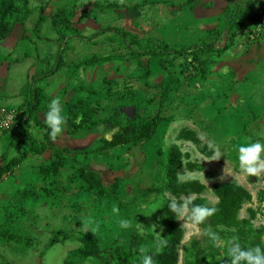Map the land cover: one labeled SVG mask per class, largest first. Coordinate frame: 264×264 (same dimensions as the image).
<instances>
[{
  "label": "rangeland",
  "instance_id": "374dc122",
  "mask_svg": "<svg viewBox=\"0 0 264 264\" xmlns=\"http://www.w3.org/2000/svg\"><path fill=\"white\" fill-rule=\"evenodd\" d=\"M240 1L230 0L231 3ZM184 3L185 0H123L122 3L121 0H31L34 13L27 23L30 38L38 39L33 27L42 10L45 20L41 35L46 38L56 37L51 26V19L56 14L65 13L77 23L82 11L89 14L82 24L77 25L79 34L88 37L109 27L122 29L127 34L124 39L115 32L105 31L94 39L83 40L66 32L69 44L65 60L69 67H64L49 81L38 83L48 93L47 107L53 98L60 99L62 115L67 119L66 103L79 87H83L96 92L94 98L100 101L98 117L104 118L115 111L118 97L124 98L130 89L140 100V114L154 116L160 105L161 87L173 74L172 97L164 108L170 123L163 124L155 138L141 146H122L102 152L97 147L99 140L110 137L108 125L100 123L92 131L67 135L65 124L56 144L72 151L59 176L67 191L54 197L43 193L52 181L40 172V168L47 165L51 152L31 155L0 180V224L8 215L12 230L33 238L31 247L0 238V264H65L69 252L81 246L80 238L87 232L98 237L103 254L100 259L90 258L79 264H114L117 252H128L136 242L160 250L166 246L167 234L160 213L163 204L173 200L183 203L200 197L208 205H215L218 198L213 186L221 182H236L252 194V201L240 212V218L249 219L250 210L255 211L249 225L252 232L248 233L249 227L246 226L240 230L203 229L186 216H178L177 224L184 230L178 249L179 264H185V248L193 240L199 242L200 256L205 260L227 256L233 243L247 247L264 246V173L256 177L245 175L238 159L240 146L257 141L264 144V0L258 5L260 21L247 25L230 50L223 55H203V60L210 62L206 78L196 76L199 73L192 66L184 70L182 58L167 64L165 59L155 57L148 66L146 61L142 66L130 55L132 49L168 46L178 50L203 39L212 41L214 38L208 36V30L224 24L218 17L225 5L214 0H198L189 8ZM107 4L123 7H94ZM227 16L225 13L224 17ZM23 30L21 26L16 27L11 38L3 41L1 61L7 58L12 62L23 57L26 50L35 59L37 52L47 59L56 53V43L37 41L34 44L28 40L15 42L6 54L11 40L22 35ZM134 35L140 44L129 45ZM11 53L14 58H8ZM93 54L115 56L116 59L79 70L71 67L73 62ZM32 61L27 58L13 64L7 72L10 82L4 89L13 85L24 93L28 88V75L37 73L36 68H31ZM146 66L150 68L149 78L146 77ZM37 68L41 69L39 65ZM178 77L180 81L175 80ZM110 87L112 91L109 93L106 90ZM9 102L12 100H4L6 104ZM16 102L13 100L12 104ZM46 111L48 109L41 114L42 117ZM183 129L194 130L199 143L178 140ZM29 132L35 139L43 140L42 133L35 127ZM0 134L5 138L3 131L0 130ZM175 144L186 154L178 172L180 181L199 180L206 186L202 194L178 198L164 186L167 151ZM206 146L214 150L211 157L205 155ZM217 151L221 157L213 159ZM188 162H192L195 168L189 169ZM79 168L98 173L107 195L101 196L97 189H89L78 177ZM121 221H127L129 226L122 227ZM207 232L218 234L223 245L216 246ZM56 239L58 242L50 246Z\"/></svg>",
  "mask_w": 264,
  "mask_h": 264
},
{
  "label": "trees",
  "instance_id": "16d2710c",
  "mask_svg": "<svg viewBox=\"0 0 264 264\" xmlns=\"http://www.w3.org/2000/svg\"><path fill=\"white\" fill-rule=\"evenodd\" d=\"M198 0H185L184 5L192 8L194 3ZM216 1V0H215ZM262 0H242L241 2L231 3L230 0L225 7V10L219 13V21H224L223 25H217L209 29L208 36L213 37L212 41L206 39L200 40L198 43L183 49H172L168 46L163 48H151L148 50H130L132 58L139 61L144 66V61L148 66L149 61L155 57L165 59L169 64L171 60L182 58L184 60V70H189L192 66L194 70L199 73V78H206L209 72L210 62L203 60V55H223L230 50L236 41V37L242 33L247 24L257 23L261 19V14L258 10V5ZM220 4V0L216 1ZM123 7L118 4H107L106 6L94 5L95 8L113 9ZM46 7V5H45ZM93 7V8H94ZM206 8H209L208 6ZM34 13L31 6V0H0V50L5 39L11 36L16 27H23V40H31L27 26L28 20ZM228 13L227 18L224 14ZM89 12L82 11L78 22L74 23L71 18L65 14H56L51 19V26L56 33L55 38H46L41 35V26L44 22V10H42L39 19L34 24V32L41 41L57 43L58 49L51 58L37 57L36 64L40 66V70L29 75V86L27 93L24 95L23 103L15 109L17 112L18 126L12 130L3 131L8 143L6 148L0 155V180L8 173L12 172L15 167L26 161L31 155L40 156L47 152H51V157L47 165L40 168V172L49 178L52 182L49 188L43 189V193L47 197H54L57 193L65 192L59 176L62 169L66 166L69 155L72 151L68 147H60L56 144L58 138L53 141L49 136V129L44 123L41 114L48 109L47 100L48 93L44 86H38L40 82H47V80L57 75L64 67H69L65 60V52L68 49L69 35L66 32L73 33V36L83 40H91L97 36L102 35L105 31L115 32L121 35L122 38L127 39V34L122 29L109 27L96 31L94 34L85 37L79 34L77 25L88 18ZM223 18V19H222ZM132 42V43H130ZM129 45L140 44L136 35L132 36ZM30 55L25 53L24 59L29 58ZM147 60H144L146 59ZM115 56H99L93 54L85 57L82 60L73 62L71 67L74 70L81 68H89L97 65H103L107 62L115 60ZM16 60L15 63H19ZM145 64V65H146ZM45 65H48L44 68ZM145 67L146 77H150V68ZM190 66V67H189ZM167 70L166 66H163ZM186 72V71H185ZM190 78L192 75L189 76ZM169 78V79H168ZM175 76L171 74L166 79V82L161 87L160 91V105L157 113L154 116H142L140 114V100L136 97V93L128 89L125 92V97H118L116 100L115 111L104 118L98 117V109L100 101L96 100L95 91H88L79 87L75 94L70 97L66 103L67 119H66V134L76 135L84 130L92 131L100 123L108 125L111 128V135L107 139L99 140L97 149L99 151H109L122 146H141L144 143L152 141L158 133V130L163 124L170 123L169 117L165 116L164 108L171 100L172 88ZM188 78V77H187ZM175 80L180 81L179 77ZM108 83V82H107ZM112 88L106 91L110 93ZM82 92H84L82 94ZM86 93V94H85ZM122 100V102H121ZM35 127L43 135V140L35 139L29 132L30 128ZM178 140L190 141L192 143H199L197 133L192 129H183L178 137ZM21 148L17 156L11 157L10 151L13 147ZM214 153L209 146L205 148V155L211 157ZM168 162L165 165L164 171V186L176 197L181 195L189 196L191 194L200 195L206 190V186L199 180L180 181L178 177L179 170L183 167V159L186 154L182 152L178 145H172L167 151ZM187 167L194 169L195 165L188 162ZM200 169L202 167L200 166ZM78 177L84 180L89 189H97V193L101 196H106L105 186L101 176L86 168H79L77 170ZM213 192L218 198L215 205H208L204 198H196L192 201V205H206L208 207H216L218 211L207 218V220L199 224L200 228H219L224 227L228 229H244L247 228L248 233L252 232L249 226L251 220L255 217V211L250 210V218H240V212L244 205L252 201V194L242 185L236 182H221L213 186ZM170 201H166L160 209L162 224L167 229L166 246L160 250H155L144 246L148 249L147 254L151 255L155 264H179V246L184 237V230L177 224V217L179 215L173 213L169 209ZM256 232V231H255ZM261 231L259 232V239L261 238ZM0 238L6 241H13L25 247L33 245V238L22 235L14 231L9 226L8 215L4 217L3 223L0 224ZM58 240H53L50 246ZM81 246L69 252L65 264H79L87 259H100L103 250L100 246V241L97 236L91 232L85 233L80 238ZM126 253L117 252L114 264H142L141 253L139 248L142 246L138 242L134 244ZM242 248H249L245 245ZM264 249V246H261ZM200 244L193 240L191 244L185 248V264H230L229 255L217 260H205L200 256Z\"/></svg>",
  "mask_w": 264,
  "mask_h": 264
},
{
  "label": "clouds",
  "instance_id": "9594fccd",
  "mask_svg": "<svg viewBox=\"0 0 264 264\" xmlns=\"http://www.w3.org/2000/svg\"><path fill=\"white\" fill-rule=\"evenodd\" d=\"M123 0H121V3ZM63 109L61 101L58 98H53L48 105V111L44 113V123L49 129L50 139L55 141L64 130L66 119L62 115ZM239 166L242 173L247 176L256 177L264 173V144L260 142L250 143L247 146H240ZM220 152H215L213 159H219ZM169 209L179 215L186 216L192 223L199 225L204 223L207 218L214 215L218 209L216 207H208L206 205H192L191 200H186L183 203H178L173 200L169 204ZM122 227H128L127 221H121ZM216 246H222L223 241L218 234L213 232L206 233ZM141 253L142 264H155L151 255H148V249L144 246L139 248ZM230 264H264V249L260 246L242 248L239 243H233L228 253Z\"/></svg>",
  "mask_w": 264,
  "mask_h": 264
},
{
  "label": "crops",
  "instance_id": "0c3cea01",
  "mask_svg": "<svg viewBox=\"0 0 264 264\" xmlns=\"http://www.w3.org/2000/svg\"><path fill=\"white\" fill-rule=\"evenodd\" d=\"M215 1V0H214ZM216 1H218V0H216ZM215 1V2H216ZM242 1V0H241ZM240 1V2H241ZM228 2H229V0H220V4L221 5H225V7H226V5L228 4ZM204 9V8H203ZM207 9H209V8H207ZM202 13V12H201ZM253 25L255 24V23H252ZM251 24V25H252ZM247 25H249V24H247ZM246 25V26H247ZM246 26H245V28H246ZM244 28V29H245ZM22 36L23 35H19L18 37H15L14 38V40H11V41H13L12 42V44H11V46H8V48H6L7 50H6V54L10 51V50H12V45L13 44H15V42H19V43H21V42H26V41H28V40H23L22 39ZM11 38V37H10ZM51 38V37H50ZM55 38V37H54ZM31 43L33 42L34 44H36L37 43V41H39V42H41V44H44V42L45 41H40L39 39H34V38H32L31 40ZM57 44V43H56ZM58 45V44H57ZM55 50H56V48H54ZM53 49V51H55ZM2 51V46H1V50H0V52ZM25 53H27V54H29L30 55V57L29 58H31L33 61H32V63H31V68H36V72H38L39 70H38V68H37V64H35V62L37 61V57L39 56V57H41V58H45V57H42V54L41 53H36V59L35 58H33V54L30 52V51H27L26 50V52ZM24 53V54H25ZM24 54H23V57H17V58H15L12 62H9L10 60H8L7 58H5V59H3L2 61L0 60V106H6V107H10V108H14V109H17L22 103H23V101H24V95L27 93V90L24 92V93H22L19 89H18V87H14L13 85H10L11 87L10 88H8V89H4L5 88V85L6 84H8L9 82H10V80H9V78H8V76H9V74L7 73V72H10V70H11V66L13 65V64H17V63H15V61L16 60H19L20 62L19 63H21V61H25L26 59H24ZM9 57L8 58H11V57H13L14 58V56H13V53H11V54H9L8 55ZM51 56V55H50ZM27 75H28V73H27ZM27 75H26V77H27ZM30 75V74H29ZM28 75V76H29ZM50 79V78H49ZM49 79L47 80V81H49ZM27 80H28V86H29V78L27 77ZM12 84V83H11ZM10 89V90H9ZM28 89V88H27ZM45 90H46V88H45ZM12 100V102H13V100H17V102L16 103H14V104H12V102H9V103H4V100ZM67 127V126H66ZM7 143H8V141H7V139L6 138H2V136H1V134H0V155L2 154V152H3V150L6 148V146H7ZM20 151H21V148H19V147H13L12 149H11V151H10V156L11 157H14V156H17L19 153H20Z\"/></svg>",
  "mask_w": 264,
  "mask_h": 264
},
{
  "label": "built area",
  "instance_id": "2783aa9c",
  "mask_svg": "<svg viewBox=\"0 0 264 264\" xmlns=\"http://www.w3.org/2000/svg\"><path fill=\"white\" fill-rule=\"evenodd\" d=\"M262 21L264 22L263 19ZM17 126L18 122L16 110L14 108L0 106V130L8 131L12 130L13 128H16Z\"/></svg>",
  "mask_w": 264,
  "mask_h": 264
}]
</instances>
